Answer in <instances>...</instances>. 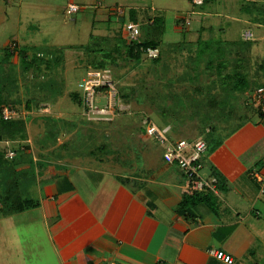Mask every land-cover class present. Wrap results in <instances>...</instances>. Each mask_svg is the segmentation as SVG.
Wrapping results in <instances>:
<instances>
[{
    "label": "crops",
    "instance_id": "1",
    "mask_svg": "<svg viewBox=\"0 0 264 264\" xmlns=\"http://www.w3.org/2000/svg\"><path fill=\"white\" fill-rule=\"evenodd\" d=\"M136 1L140 3L87 0L90 28L87 43H80H120L125 48L122 40L131 36L124 26L131 21L139 26L142 38L160 34L167 56L172 53L187 58L196 55L200 40L230 43L244 40L247 30H252L255 40L264 32V25L253 23L241 10L244 0H204L201 5H194L192 0ZM119 7L124 9L123 15L117 13ZM233 9L242 27L235 38L231 22L221 20L230 18ZM20 40L26 51L34 50L28 51V56L41 54L39 37L20 36ZM63 43H55L59 46L56 51L75 45L67 43L64 48ZM56 51H51L54 57ZM42 64L47 65L42 61L39 70ZM57 76L56 88L51 84L42 87L44 79L36 77L29 88L34 95L28 96L42 98L40 108L49 105L56 113L68 112L70 104L60 98L66 95L62 87L65 74ZM78 91L83 98V89ZM251 94L254 98L246 105L262 104L263 109L264 94ZM237 126L214 148L208 144L202 156L204 173L218 180L217 195L202 192L216 196L214 205L201 201L180 207L184 196L192 191L188 179L164 160L161 148L145 134L136 136L138 144L130 143L128 148L127 143L121 144L116 152L73 154L70 148L62 149V144L57 157L55 153L47 160L32 156L33 182L25 183L38 197L29 198L26 193L28 200L0 204V216L19 218L22 224L30 216L29 222L46 234L37 238L30 234L26 240L35 238L44 247L47 239L54 264H226L210 254L212 248L231 254L233 264H264V121L252 118ZM20 165L17 170H25V163ZM255 172L261 180L255 178ZM43 252L50 257L47 250Z\"/></svg>",
    "mask_w": 264,
    "mask_h": 264
},
{
    "label": "rangeland",
    "instance_id": "2",
    "mask_svg": "<svg viewBox=\"0 0 264 264\" xmlns=\"http://www.w3.org/2000/svg\"><path fill=\"white\" fill-rule=\"evenodd\" d=\"M129 1L140 3V1L136 0ZM69 2L77 3L82 7V10L72 17L68 16L65 10ZM82 13H85V15ZM238 17L237 10H234L233 14H230V18L221 17L222 21L231 22V28L233 29V32H231L233 34L231 35H234L233 38L239 37V32L242 28L241 23L237 20ZM232 22L236 23L233 24ZM89 28L90 22H87V0H0V98L4 100L7 98L9 100L19 99L20 103L15 102L14 104L20 108V117L24 116L23 119L27 120L25 132L22 135L18 134L12 140L5 136L0 141V153L5 149V159H7L9 150L16 151L22 149L26 144L28 147L25 150H21L22 152L19 151L17 158L15 157L14 160L3 161L0 158V182L3 179L4 183L8 185L5 187L12 185V190L9 192L11 196L9 198L10 201H25V198L28 200L32 196L38 197L34 192L29 191L24 181V179H27V184L33 182L34 176L26 172V170H33L34 168L32 156L36 157V159L47 160L50 153H55L57 157L60 155L59 151H61L60 147L62 144H64L62 149L67 150L66 141L72 137L71 132L63 130L58 140L60 142L59 147L40 148L38 140H41L42 132H44L43 128L45 127V121H43L42 116H65L72 119L77 117L81 121H88L86 136L87 143L90 145L87 149H83V152H89V150L97 148L103 142L108 143L103 138L105 136H108L111 140H118L119 147L121 144L124 145L126 143L127 148L131 147L130 143L136 142L138 144L137 139H135L136 136L142 138L145 134H135L133 129L126 130L122 126L128 122L134 123L132 118L135 119L136 124V121L138 122L137 119L140 117L136 118V115L142 112H144L142 113L143 115L148 116L155 122L163 124L166 121L173 124L177 135L192 138L205 135L209 145H212L213 148L220 138L224 137L233 127L242 122L245 123L249 119L258 117L264 121L262 104L261 106L259 105L260 107L246 105L247 100H253L254 98L251 93L258 91L264 94V71L258 68V63L264 56V32L258 36L259 38L255 39L256 44L252 46L249 52L252 55L249 56L246 63L245 69L252 83L249 93L248 90L245 92L233 91L231 86L234 79L227 78L223 80L219 78L220 75L215 67L211 70H206L203 63L189 72V75H191L189 77L188 73H186L187 66L180 64L181 60L173 55H170L164 64L153 65L156 67V71H153L151 70L152 62L150 59L145 58L141 63H136L134 59L132 60L125 54L121 45L115 43L120 46L118 48L116 45V48H118L116 52L118 51V53L114 54L117 61L109 63L106 67V69H110L113 88L109 87V89H112V91H96L94 103L98 104L96 106L98 108L90 110V100L88 101V98L84 102V106L79 107L73 103L69 95L71 91L83 89L80 87L82 78H84L86 71L91 67L92 56L87 51V44L80 43L82 40L87 43ZM19 35L23 37L28 35L35 39L37 36L41 39L43 45H38L41 48L40 55L45 57V61L52 59L49 67L42 64L41 70L37 72L23 71L20 66L23 52L6 59V48L14 52L9 47L10 42L17 41L16 48L18 50L25 47L23 45L24 41L20 40ZM58 41L65 42L62 46L64 48L67 43L75 45L74 48H68L66 51H63L62 57L58 58L55 62L53 61L54 55L51 51H56L57 47H59L55 44ZM102 45L105 46V43ZM102 45L100 47H103ZM113 45L108 43V48L112 49ZM42 49L44 51H41ZM47 50L51 51L47 52ZM28 51L34 50L29 49L24 53H30ZM56 52L59 53L58 51ZM143 52L145 53V51ZM15 61L16 63H14ZM231 63L226 69L227 73L234 71L235 63L233 61ZM150 73H152L151 76L149 75ZM57 74H65L66 82L64 81L62 87L66 95L60 98L63 101H67V104H70V111H57L56 113L51 106L45 105L41 109L36 110V112L34 109L27 112L24 108L25 102L31 95H34L32 89H29L32 81L36 77L39 79L43 78V83L45 84L42 87L46 88L49 84L55 86ZM146 84H155V87L160 92L168 96L153 98L152 96L156 91H151L147 95L143 89H140L141 93L139 94L142 95L141 98L144 101H138L139 94H134L135 91L133 92L132 89L134 86L140 87L146 86ZM122 92H128L134 99L126 101L122 96ZM176 92L182 96L180 104H183L184 107H180V110L173 114L172 111L179 108L174 103V101L177 103ZM38 99L36 98L29 103L35 105ZM47 103L50 102L47 101ZM101 108L105 109L99 112L98 109ZM164 110L167 111L166 114ZM16 118L19 119L17 116ZM106 122L110 123L104 125ZM27 124L29 128H27ZM84 124L82 123V125ZM201 124H206L207 127L201 129ZM210 124L214 125L212 131H208ZM93 137L100 138L98 140ZM69 146L70 151L74 152L75 148L72 144H69ZM27 149H30V151H27ZM123 149L125 150L126 148ZM106 151L112 152L111 149ZM24 154H27V157L24 158ZM46 160H42V163H46ZM40 161L38 160V162ZM24 163L25 166L23 165V167L25 170L18 171L17 168L21 166L20 164ZM0 192H2L1 188ZM26 193L29 195V198L25 197ZM1 200H3L2 196ZM2 203L3 201H0V204ZM26 220L27 222L22 224L19 218L14 219L0 216V264H54L55 257L51 254L49 241L46 239V243L42 247L40 246V241L35 239L37 236H45L46 231H41L37 224H31L29 222L32 221L30 216ZM30 234L35 238L27 241L26 238ZM44 250L48 251L50 257L43 255Z\"/></svg>",
    "mask_w": 264,
    "mask_h": 264
},
{
    "label": "trees",
    "instance_id": "3",
    "mask_svg": "<svg viewBox=\"0 0 264 264\" xmlns=\"http://www.w3.org/2000/svg\"><path fill=\"white\" fill-rule=\"evenodd\" d=\"M241 10L249 15L250 20L253 23L264 25V0H244L243 3H241ZM140 34L136 37H124V39L122 38L123 39L122 42L125 43L126 47L124 48L123 46H121V48L125 51V54L127 56H129L132 60L134 59L136 63H141L142 61H144L145 58H148L152 62L151 63L152 64L151 70L156 71V67H154V66H158V64H164V62L167 61V58L170 55H173V56H175L181 60L180 64L187 66V72L186 73H188V75H189V72H191L194 68L200 66L203 63L205 65L206 70H211L212 68L215 67L217 69L218 74L220 75L219 78H222L223 80H225L227 78L234 79L232 82V86H231L233 91L245 92L247 90H250V88H252L251 87L252 86L251 80H250L245 68H246V63L248 62V58L250 56V54H249L250 49L252 48V45L255 42V40H253V39H244V40L241 39L239 41L238 40L232 41L230 43L229 42L223 43L222 41L213 42V40H200L198 42V48H197L195 56L192 55V56H187V58H184V57L180 58V57H178L172 53L169 54L168 56H167V54H165V51L162 49V47L160 45L161 44V42H160L161 40L159 39L160 34L156 33V36L151 37V38L150 37L142 38L140 36ZM100 45H101L100 41H93L92 43H90L87 46V51L92 56L90 68L97 69V70L98 69H106V67L109 65V63L115 62V60L117 61V59H115L116 56L114 54L118 53V51L116 52V50H118V48H120V46H118L117 44H114L112 49L106 48V46L108 44L103 46L104 48L100 47ZM116 45L118 48H116ZM119 45H121V44L119 43ZM148 47L159 48L160 53H159L158 57L149 58L147 56V54H145L143 52L144 49H146ZM5 51H6L5 54L7 56L6 59H8V57H12L13 55H19V54H21V52H23V54L21 55L20 61H21L22 69L25 72L26 71H32V70H34V72H36L37 71L36 69L39 70V68H40V63L42 61H45L44 60L45 57L41 56L38 52H34L32 55L28 56L27 53H24V52H26V48H19V50L16 48L14 50V52L13 51L11 52L10 50H8V48H6ZM57 51L59 53L56 52L55 57L53 58V61H55V62H56V60H58V58L60 59V57H62V52H63V50H57ZM6 61H9V60H6ZM231 61H233L235 63L234 68H233L234 71L232 73H229V72L227 73L226 69L232 64ZM50 62H52V59H49L46 61V63H47L46 67L50 66ZM258 68L261 71H264V56H263V58H261L260 62L258 63ZM151 74L152 73H150L149 75L151 76ZM189 77H191V75H189ZM54 87L56 88V86H54ZM105 89L106 88L103 87L100 90L105 91ZM140 89L141 90L143 89V91H145V93L147 95L150 94L151 91H156L155 94L152 96L153 98H157V97H161V96L162 97L168 96V95L160 92L155 87V84L154 85L146 84V86H140V87L134 86L132 91L133 92L135 91L134 94H139V93H141ZM122 96L126 101H130L131 99L132 100L134 99L133 96L131 97L128 92H122ZM70 97H71L72 101L76 105H78L79 107H81L82 105L84 106V102H83L81 92L79 94V91H72L70 93ZM141 97H142V95L139 94L138 95L139 99H137V100L140 102L144 101V99H142ZM176 97H177V103L175 101H174V103L176 106H179V108L174 109L172 111L173 114L176 113L178 110H180V107H184L183 104H180V102H181L180 98H182V96H180V93L176 92ZM36 98L38 99V96L37 97H31V98H28L26 100L24 106L27 110H31L34 108H36L37 110L41 109L39 104H40L42 98H39L38 102H35V105H31L29 103L30 101L32 102ZM5 102H9V103H5ZM15 102L20 103V100L19 99L9 100V98L4 100L3 98L2 99L0 98V141L3 140L5 136L11 140L15 139V137L18 134L22 135L25 132L26 120L23 119L24 116L19 117V119L16 118V119H10V120H6L2 117V108L4 106H9L11 108L16 109L17 112H21V111H19L20 108H18V106L14 104ZM32 111H34V110H32ZM166 113H167V111H165V114ZM22 115H24V114H22ZM42 118H43V121H45V127L43 128L44 132H42L43 134L41 135V140H38V144H39L40 148L46 149V148H49L51 146L57 147L56 144L58 142V138L61 136L63 130H65L67 132H71V136H72L70 140L66 141V145H67L66 149H68L70 147L69 144H72V146L75 148L74 153L75 152L76 153H84L83 151L85 149H87V147L90 145L89 143H87V136H86L87 128H85V126L82 125V123L87 124L88 121H86V120H85L86 122L81 121L77 117H74L72 119V118H68V117H56L53 115L42 116ZM136 118H138L137 119L138 122L136 121V124H135V119L132 118L134 123L128 122L122 127L126 130L127 129H133L135 131V134L136 133L147 134L145 126H143V124L141 123L142 118H143V114L136 115ZM107 123H110V122H106V123H104V125H108ZM158 124L160 126L167 125V124L171 125V131H172L171 136L173 138L194 140L196 138L203 137L208 142L205 135H200V136L195 137V138L177 135L176 131H175V126H173V124H171L169 122L164 121L163 124H161V123H158ZM241 124H239V125H241ZM239 125L237 127H239ZM200 127H201V129L202 128L205 129L207 126H206V124H201ZM213 127H214V125L210 124V127H209L210 129H208V131H212L214 129ZM83 130H85V131L83 132ZM67 132H65V133H67ZM149 137L154 139V142L161 148L162 153H163L164 147L160 144V142L157 139H155L153 136L149 135ZM21 138L24 139L23 136H21ZM96 138L99 140L100 137H96ZM96 138H94V139H96ZM103 138H105L109 144L107 142L106 143L103 142L102 144H99L97 146V148L89 150L88 153L98 155V154H103V153H109L108 151H106L109 149H111L112 152H116V150L119 149V145H118L119 141L118 140H111L110 138H108V136H105ZM218 144H219V141L217 143H215V145H218ZM212 147L213 146L211 145V148ZM25 148H28L27 144L22 149L16 150L17 154L14 157H11V158L7 157V159L4 158L5 157V154H4L5 149H4L3 152L0 153V158H2L3 161H5V160L8 161L11 159L14 160V158L15 157L17 158V156H18V152L19 151L22 152L21 150H25ZM96 151H98V152H96ZM85 152H87V151H85ZM29 174H32V170H29ZM26 180L27 179H24V181H26ZM5 184L6 183H4V181L2 179V181L0 182V185H1L0 188L2 191V192H0V201H3V203H2L3 205H5L7 202L10 201L9 198L11 196H10L9 192H11V190H12V188H11L12 185H10L9 187H5V186H8L7 184L6 185ZM1 196H2L3 200H1ZM201 201H205V202H208L210 205H214L216 203V196L212 193H202V192H196V191L187 192V194L184 196L183 200L180 203V207L185 209L186 207H190L191 205L198 203V202H201ZM20 202H23V201H20Z\"/></svg>",
    "mask_w": 264,
    "mask_h": 264
},
{
    "label": "built area",
    "instance_id": "4",
    "mask_svg": "<svg viewBox=\"0 0 264 264\" xmlns=\"http://www.w3.org/2000/svg\"><path fill=\"white\" fill-rule=\"evenodd\" d=\"M194 5L203 4L204 0H192ZM80 6L77 3H69L67 5V14L72 17L77 14L80 10ZM124 9L122 7L117 8V13L123 15ZM186 23L189 24L190 20L186 19ZM125 31L127 35L136 37L140 34V28L137 24L129 21L125 23ZM245 39H253L254 35L251 30H247L243 34ZM11 50H15L17 47V41L9 43ZM145 53L149 58L158 57L160 50L157 47H148L144 49ZM81 87L83 88V100L90 102V110H94L98 104L94 103V96L96 91H100L101 88H106L105 91H112V79L110 77V69H89L86 72L84 79L82 80ZM99 89V90H97ZM117 92V90H116ZM258 98H260L258 96ZM105 108L98 109L99 112L104 111ZM264 110V106H263ZM20 117L19 112L16 109L9 106L2 108V117L6 120L16 119ZM143 126L146 128V133L157 139L160 144L164 147L163 158L170 164L179 167L184 175L188 179V187L192 191L203 192L211 191L214 194H218L219 190L217 187L218 180L215 177H208L204 173V163L202 160L203 154L208 150V143L205 138L199 137L194 140L173 138L171 136V125L160 126L157 122L150 119L148 116H144L142 120ZM16 155L15 150H9L7 157L11 158ZM257 180H261L257 172L254 173ZM210 254L217 260H220L226 264H233L234 258L231 254L212 248L209 250ZM106 264H116V262H109Z\"/></svg>",
    "mask_w": 264,
    "mask_h": 264
}]
</instances>
